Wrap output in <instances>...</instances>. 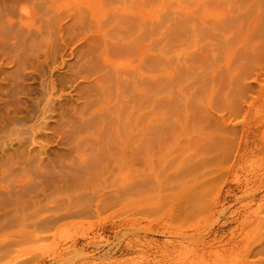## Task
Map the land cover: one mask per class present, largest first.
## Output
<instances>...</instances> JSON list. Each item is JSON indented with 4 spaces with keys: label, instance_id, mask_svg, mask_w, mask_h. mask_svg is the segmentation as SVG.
I'll use <instances>...</instances> for the list:
<instances>
[{
    "label": "rangeland",
    "instance_id": "rangeland-1",
    "mask_svg": "<svg viewBox=\"0 0 264 264\" xmlns=\"http://www.w3.org/2000/svg\"><path fill=\"white\" fill-rule=\"evenodd\" d=\"M0 264H264V0H0Z\"/></svg>",
    "mask_w": 264,
    "mask_h": 264
}]
</instances>
